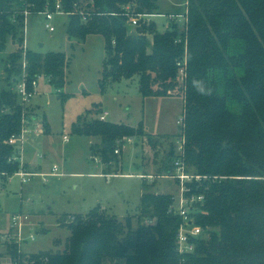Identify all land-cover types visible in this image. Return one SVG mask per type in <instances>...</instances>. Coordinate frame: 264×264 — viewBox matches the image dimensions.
Returning <instances> with one entry per match:
<instances>
[{
  "label": "trees",
  "instance_id": "16d2710c",
  "mask_svg": "<svg viewBox=\"0 0 264 264\" xmlns=\"http://www.w3.org/2000/svg\"><path fill=\"white\" fill-rule=\"evenodd\" d=\"M56 1L0 0V49L7 39L17 44L6 58L5 81L12 74L13 83L21 71V10H52ZM58 1L68 13L70 39L103 37L101 91L106 78L119 81L137 75L144 97L183 92L182 159L187 172L206 176L187 183L186 195H203L191 217L207 237L194 241L193 253L179 256L175 234L181 219L170 212L172 195L144 191L135 229L131 216L121 221L96 206L72 216L61 251L23 254L17 244L8 243L11 264H105L114 259L125 264H264V0H182L187 12L180 33L175 27L159 32L154 22L130 28L127 13L153 14L159 0ZM75 7L88 12L86 21L71 14ZM25 59L28 88L39 75L57 89L64 87L68 61L63 52L28 50ZM60 96L62 101L67 98ZM22 114L18 95L10 88L1 90L0 171L18 168L11 161L15 148L9 139L20 132ZM73 128L77 134L99 137L100 144L91 150L107 164L117 162L118 143L141 133L98 118ZM175 148L169 151L166 173L173 169Z\"/></svg>",
  "mask_w": 264,
  "mask_h": 264
},
{
  "label": "rangeland",
  "instance_id": "374dc122",
  "mask_svg": "<svg viewBox=\"0 0 264 264\" xmlns=\"http://www.w3.org/2000/svg\"><path fill=\"white\" fill-rule=\"evenodd\" d=\"M185 11L182 0H159L153 14L141 16V25L147 27L154 22L159 32L164 27H175L180 33ZM67 19L68 15L54 14L46 21L43 13L38 12L30 13L24 24L23 36L28 50L63 52L68 65L61 89L50 85L45 75L37 78L39 93L26 105L28 132L24 135L22 155L29 165L41 164L39 171L49 172L55 164L62 175L49 177L43 183L40 178H34L22 187L17 176L0 184V262L5 264H11L6 252L8 243L17 244L23 254L61 251L69 236L66 225L72 216L83 215L96 206L121 221L131 216L135 229L144 191L173 195L179 189L177 180L164 177V169L170 166L168 154L172 145L177 144L183 92L144 97L139 92L137 75L119 81L106 78L104 91H101L98 81L106 57L103 37L89 34L84 40L70 39L66 33ZM45 23L54 30L49 31ZM16 48L17 44L7 39L0 49V91L13 87L14 75H9L8 82L5 81L4 68L8 54ZM61 93L67 94L64 101ZM101 111L108 112L107 121L141 130L140 134L116 145L117 162L109 164L92 153L91 146L100 144L99 137L77 134L73 128L76 123L81 125L84 120L99 118ZM45 123L50 128L47 133H44ZM38 127L42 128L41 134L34 131ZM64 135L68 136V141H63ZM19 212L28 215L25 222L30 225L22 230L26 242L20 240L16 227L11 225V216ZM30 235L34 238L30 239ZM203 237H207V232ZM105 264L125 262L114 259Z\"/></svg>",
  "mask_w": 264,
  "mask_h": 264
},
{
  "label": "built area",
  "instance_id": "2783aa9c",
  "mask_svg": "<svg viewBox=\"0 0 264 264\" xmlns=\"http://www.w3.org/2000/svg\"><path fill=\"white\" fill-rule=\"evenodd\" d=\"M184 5L186 8L187 6L186 1H184ZM20 13L23 15V26H22L23 41L20 51L21 57L20 60L18 61L21 64V71L17 76V78L14 79L13 87L11 88V90L18 95L20 104L23 107L22 127L18 134L11 135L9 139L15 148L14 150L15 153L12 156L11 161L17 162L18 168L13 173L0 171V184L4 185L5 183L10 182L13 176H17L19 178L20 187H22L23 185H26L34 178H40L43 183V182H47V179L49 177L57 178L62 174L58 173L57 166L55 164L52 165L49 172H43L35 168L32 169L27 168L23 162L22 146H23L24 135L26 134V132H28L27 129L28 127L26 126V119H25V114L27 111L26 105L30 101V98L36 93L37 78L40 75L30 82V88H28L26 83V59H25V55L26 52L28 51V48L26 46L23 33H24V24L26 22V19L28 15L32 12L29 9L24 8L23 10H21ZM42 13L46 21L51 20L54 14L68 15V13L62 9V6L58 0L55 2L52 10L46 8L44 11H42ZM71 14H77L82 21H86L87 19L86 15L88 14V12L79 9L78 7H75L74 11L71 12ZM141 16L142 15L140 14H134V13L128 14L127 23L129 24L130 28L136 29L140 27ZM143 16H148V15H143ZM11 19L12 21H15L14 13L11 16ZM45 27L49 31L54 30V27L49 23H45ZM179 76H180L179 83L183 84L184 82L183 68H180ZM98 119L105 120V114L99 116ZM182 119L183 116L179 121H177L180 125H182V121H183ZM34 131L35 133L41 134L42 128L38 127L34 129ZM68 140H69L68 136L64 135L63 141H68ZM176 142L177 144L175 150L177 156L173 160V169L171 172L164 174L165 175L164 177L169 176L177 180L179 184V189L177 193L172 195V204L170 206V212L174 215H177L181 219L175 234V247L177 254L179 256H183L185 254L194 252L195 250L194 241L204 238L203 234L206 232L202 227L195 224L191 217V214L195 210V204L203 201V195H197V196L186 195L189 192V187L187 186V183L192 181L199 182L201 178H206V176H200L186 171L185 164L182 159L184 153V136L181 134L180 130ZM114 152L117 154L119 153V150L116 149ZM140 177L144 178V175L141 174ZM146 178H151V176L146 175ZM26 220H28V215L22 212L16 213L13 216H11V225L16 227L15 230L18 231L20 240H23L25 242H26V238L22 237V230L25 225H30L27 222H25ZM148 223H153V221L149 220ZM29 238L33 239L34 237L30 235Z\"/></svg>",
  "mask_w": 264,
  "mask_h": 264
},
{
  "label": "crops",
  "instance_id": "0c3cea01",
  "mask_svg": "<svg viewBox=\"0 0 264 264\" xmlns=\"http://www.w3.org/2000/svg\"><path fill=\"white\" fill-rule=\"evenodd\" d=\"M167 23H169V21H167ZM183 26L185 25V16L183 17ZM184 28V27H183ZM167 28H163V31L164 30H166ZM148 37L149 38H151V35H148ZM13 43V42H12ZM37 93H39L37 90H36V93L35 94H37ZM33 105V104H32ZM34 106V108L36 107V105H33ZM36 109V108H35ZM37 110H35V112H36ZM101 113L102 114H105V120L107 119V116H108V112L107 111H101ZM50 129V128H49ZM90 137H93V136H90ZM23 162H24V164H25V166L27 167V168H35V169H42V165L41 164H30L29 165V162L23 157ZM95 174V173H94ZM98 174V173H97ZM22 190H23V188L22 189H20V191L22 192Z\"/></svg>",
  "mask_w": 264,
  "mask_h": 264
},
{
  "label": "water",
  "instance_id": "95a60500",
  "mask_svg": "<svg viewBox=\"0 0 264 264\" xmlns=\"http://www.w3.org/2000/svg\"><path fill=\"white\" fill-rule=\"evenodd\" d=\"M42 45V44H41Z\"/></svg>",
  "mask_w": 264,
  "mask_h": 264
}]
</instances>
